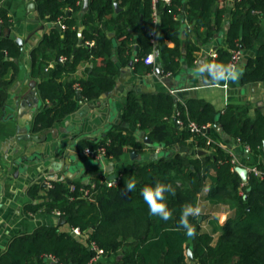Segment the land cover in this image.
Wrapping results in <instances>:
<instances>
[{
  "label": "trees",
  "instance_id": "trees-1",
  "mask_svg": "<svg viewBox=\"0 0 264 264\" xmlns=\"http://www.w3.org/2000/svg\"><path fill=\"white\" fill-rule=\"evenodd\" d=\"M228 1H160L156 19L152 0H119L120 4L127 5V9L103 21L100 27L97 22L112 11V0H89V9L82 18L85 28L79 37L74 12L81 8L82 0H36L40 17L55 23L52 31L30 53L32 76L40 79L39 93L53 102L51 108L41 111L33 121L35 131L48 128L71 114L77 107L79 91L80 97L96 100L114 87L115 80L110 75L118 68L108 59L114 45L107 30L117 31L119 52L129 48L130 57H133L134 31L141 23L136 40L140 48L136 54V70L143 73L154 71L152 66L145 64L144 57L158 45L162 72L176 75L181 56L180 16L186 14L195 22L196 29L214 22L210 25L211 34V30L221 28ZM59 20L65 25L63 34L56 25ZM0 21L10 24L7 10L2 7ZM263 22L264 0H232L226 44L210 61L206 75L219 78L229 72L233 53L249 50L255 45ZM154 30L157 32L155 40ZM87 40H95L94 45L87 44ZM170 42L175 45L171 46ZM49 50L56 62L53 67H45L40 61ZM20 55L18 43L9 36L0 38L1 86L11 84L12 78L7 79V73L11 68L17 72ZM61 56L66 59L61 61ZM90 58L96 61L93 75L89 79L71 78L79 63ZM99 58L104 62L99 64ZM65 77L66 82L59 81ZM243 81L247 84L264 81V44L255 57L247 60ZM4 98L5 95L0 93V110ZM175 103V97L169 92L144 96L131 92L127 96L123 119L139 124L143 130H150L151 139L161 141L167 147L185 144L192 148L196 145L199 150L205 149V154L197 156L175 151L169 156L127 165L121 171L119 183L114 186L97 179L94 187L71 182L75 186L71 189L68 180H54L52 186L44 188L50 198L45 212L61 211L62 217L68 220V227L41 225L33 232L15 236L6 251L0 254V264H89L95 255L91 248L93 242L103 255L117 253L124 244L130 243L131 250L122 255L119 264H190L186 253L190 236L180 225V218L185 205L197 207L205 186L209 187L205 197L211 203L227 204L232 213L220 228L216 241L212 232L198 227V214L188 217L195 230L193 250L198 264H264V176L250 172L248 183H244L226 149L216 143L208 144L202 133L193 134L190 129L176 134L179 129L188 128L191 120L200 125L219 124L232 139L256 151L264 145V114L251 119L229 106L218 117L216 107L202 99L193 98L185 104L178 103L177 107ZM210 136L214 137L213 133L210 132ZM99 144L106 145L107 156H118L125 150L141 151L143 146L130 130L124 128L110 130L99 143L83 142V147L96 148ZM129 182L135 184L132 191L126 187ZM158 183L175 189L174 194L164 193L165 203L172 213L167 221L150 215L142 195L145 186L155 187ZM85 187L90 188L89 196L83 195L82 188ZM40 188L31 187L29 191L34 195ZM28 207L32 211L38 209ZM73 228H79L81 235H72ZM49 256L55 257L57 263L47 261Z\"/></svg>",
  "mask_w": 264,
  "mask_h": 264
},
{
  "label": "crops",
  "instance_id": "crops-1",
  "mask_svg": "<svg viewBox=\"0 0 264 264\" xmlns=\"http://www.w3.org/2000/svg\"><path fill=\"white\" fill-rule=\"evenodd\" d=\"M31 1L36 3V0H0V7L7 10L10 20V24H3V27L11 28V34H7V36L16 43H18L16 38L23 40V47L19 45L21 55L18 58V70L15 73V69L11 68L7 73V79L12 78L11 84L9 86L0 85V93L5 95L3 105L9 104L5 110H3V106L0 110V254L6 251L10 241L15 236L33 232L38 226L48 225V219L55 216L54 213L45 212L46 202L50 198L47 196V191L44 190L48 186H44V182L65 179L84 185H92L97 179L100 181L110 179L109 177L112 175H116L113 179L119 177L122 169L127 165L169 156L175 151L183 154L203 155L198 153L199 148L196 145L191 148L185 144H176L175 147L170 148L158 140L145 141V137L151 138L149 136L150 130H143L139 124L123 119L129 93L134 92L138 96H144L169 92L175 97L177 103L185 104L190 99L198 98L211 102L220 113L232 106L240 110L243 117L256 119L260 113L264 114V81L254 82L253 85L243 81L247 60L255 57L260 46L264 44V22L255 45L249 50L242 51L241 59L236 67L231 68L229 72L224 73L219 78H211L205 73L212 60L211 53L218 51L226 44V32L232 9V0H229L221 28L216 31L211 30V34L209 32L210 25H213L214 22L209 25H201L196 29L195 22L191 21L186 14L180 16L179 49L181 56L178 58L180 64L179 72L176 75L164 74L163 72L159 75L155 72L157 57L159 56L158 45L152 51L156 56L155 63H145L152 66L154 71L143 73L136 70L135 65L138 60L136 54L140 49L136 40L141 23L134 31L135 40L131 50L133 57H130L129 48L119 52L120 40L117 37V31L107 30V34L113 40L114 45L113 52L108 59L116 63L118 68L116 73L110 75L115 80L114 87L104 92L96 100H86L79 97L76 109L62 122L64 131L60 132L58 140H55L51 134L44 142L20 139L22 135L20 129H24L26 125L33 123L41 111L53 106L51 100L44 99L39 93L40 79L32 76L30 53L39 45L44 36L52 31L53 25L51 24L55 22L40 17L37 3L36 8L29 11L28 5ZM112 3V11L105 13L102 21L97 22L100 27L103 26V21L114 18L118 16L121 10L127 9V5L120 4L119 0H112ZM83 5L84 0H82L81 8L74 12L78 20L79 37L82 36L85 28L82 21ZM143 11L144 8L141 6V12L143 13ZM32 17H39V20L37 22L31 21ZM58 23H61V27L58 29L63 34V23L61 20ZM61 36L63 38V35ZM91 41L93 44L89 43ZM86 43L94 45L95 40H87ZM170 45L174 46L175 43L170 42ZM40 61L45 67H53L56 63L53 52L50 50ZM130 61H133L132 65H130ZM95 62L92 58L80 62L71 78L89 79L94 73ZM97 62L101 64L104 59L99 58ZM32 81L35 82L34 89L30 86ZM59 81L66 82L67 78H61ZM15 99L19 100L20 104L15 103ZM219 126L221 127V125ZM120 128L130 130L137 140L142 142L141 151L125 150L118 156L108 155L104 158H91L83 153V142L99 143L105 139L110 130ZM187 129L189 128L185 126L175 133L179 134L183 132L182 130L188 132ZM211 129L210 132L213 133L216 143L224 149H230L234 152L239 157L242 166L247 168L256 166L264 171V145L261 149L253 151L248 145L225 135L222 127V130H219L213 125ZM192 139L190 138V141ZM54 141H61V143L57 142V145L49 150L48 145ZM180 145L187 146L189 151H181ZM47 150L58 161L62 159L70 161L71 176L63 171L49 170V166L44 165L47 160V153H45ZM132 151L137 153L134 157L131 156ZM204 151L206 150L204 149ZM24 157H28V159L25 160ZM35 186L42 188L32 195L29 190ZM208 191L209 187L205 186L196 207L199 210L198 227L201 230L212 232L216 241L220 236V228L226 223L232 210L227 204L211 203L205 197ZM28 205L36 206L38 209L32 211ZM67 227L68 223L62 225L61 229ZM189 243V247L186 244V253L189 249L194 252L193 236H190ZM131 248L132 245L126 243L117 253L102 254L97 259H92L90 263L119 264L122 255L130 251ZM46 259L47 261L51 260L50 256ZM189 262L190 264H198L191 259Z\"/></svg>",
  "mask_w": 264,
  "mask_h": 264
},
{
  "label": "water",
  "instance_id": "water-1",
  "mask_svg": "<svg viewBox=\"0 0 264 264\" xmlns=\"http://www.w3.org/2000/svg\"><path fill=\"white\" fill-rule=\"evenodd\" d=\"M28 6H29V11H33L36 8V3L34 1H31ZM88 9H89V0H84L82 13H85L86 11H88ZM38 18L39 17H32L30 20L37 22L39 20ZM51 25H54V24H51ZM56 25L59 28L61 27L60 23H57ZM7 34L8 35L11 34V28L10 27H3V23L0 21V36H7ZM16 41L19 43V45H21L23 47V40L21 38H16ZM132 64H133V61H130V65H132ZM155 72L159 75L162 74V64H161L160 59L158 57H157V67L155 68ZM248 84L253 85L254 83H248ZM30 86L34 89L35 88V82L34 81L30 82ZM80 96H81V93L79 91V97ZM17 102L19 103V100L15 99V103H17ZM177 105H178V103L176 102L175 106L177 107ZM7 106H9V104L3 105V110H5ZM220 114L221 113L219 112L218 117L220 116ZM175 119H176V117H175ZM63 120H65V118L57 121L52 126H50L48 128H44L43 130L38 131V132L35 131V123L34 122L31 124H28L25 126L24 129H20V133L22 134L20 139L23 138V139H27V140H34L36 142H44L47 140L48 135L51 134V136L55 140H58L60 132L64 131L63 126H62ZM215 127L219 128V130H222L221 127L219 126V124L215 125ZM211 130H212L211 128L208 129L209 132ZM224 134L227 135L226 133H224ZM144 139L147 142H153L152 139L149 137H145ZM57 142L58 141H54V142L50 143L48 145V149L50 150V148H53L55 145H57ZM58 143H61V141H59ZM179 149L181 151H189L187 146H184V145H180ZM49 150H47L45 152V153H47L46 154L47 160L44 163V165L49 166V170L63 171V172H66L68 176H71V174H70V172H71L70 161L68 159H66V160L62 159L59 161L56 160V157L54 155H52ZM198 153L204 154V153H206V151L201 149L198 151ZM136 154L137 153L134 151L131 152L132 157H134ZM24 159L27 160L28 157H24ZM235 169L240 173L243 182L248 183V181H249V170H248V168L245 166H242V165H238L235 167ZM115 176L116 175H112L109 178L113 179ZM69 182H71V180H69ZM43 185L45 186L47 184L44 182ZM67 223H68V220L64 217H61V216L55 215V216H52L50 219H48V225L62 226V225H65ZM72 235H74V236L77 235V232L74 231L73 229H72ZM187 246L188 247L190 246L189 242L187 243ZM187 254H188L189 259H191L192 261H195V263H198L196 258H195L194 252L191 249H189L187 251Z\"/></svg>",
  "mask_w": 264,
  "mask_h": 264
},
{
  "label": "built area",
  "instance_id": "built-area-1",
  "mask_svg": "<svg viewBox=\"0 0 264 264\" xmlns=\"http://www.w3.org/2000/svg\"><path fill=\"white\" fill-rule=\"evenodd\" d=\"M152 1H153V7H154V16H155L156 19H158V12H157V4H158V2L163 1V2L168 3L171 0H152ZM0 5H1V3H0ZM62 26L65 28L64 24ZM156 34H157V32L154 30L152 32L153 40L156 39ZM89 43L93 44V41H91ZM241 54H242L241 50H237V51H235L233 53L232 59L230 61L231 68L236 67L238 65V63H239V61L241 59ZM216 56H217V51H213L211 53L212 59L215 58ZM65 59H66L65 56H61L60 57L61 61H64ZM155 61H156V56H155L154 52L149 53L147 56L144 57V62L147 63V64H154ZM76 86L79 88L78 84ZM177 122L178 123H182L181 120H179V121L177 120ZM212 126L213 125H211V124L200 125L197 122L192 121V120L188 124V128L190 129V131L193 134H199V133L201 134L202 133L206 137V140H207L208 144H213V143L215 144L216 143L215 139L212 136H210V132L208 131V129L212 128ZM227 151L232 155V163H233L234 167H236L238 165H242L241 162H240L239 157L234 152H232L230 149L227 150ZM83 153L85 155L91 157V158H104L105 156H107L106 145L105 144H99L96 148L86 147L84 149ZM248 170H249V173L252 172L256 176H259V177H263L264 176V171L259 169L256 166H249ZM119 179H120V176L115 178V179L102 180L101 182H105V183H107L110 186H114V185H117L119 183ZM61 181H66V180L62 179ZM46 184L48 186H52V182H50V181H48ZM69 185H70L71 189L75 188L74 184H72L71 182L69 183ZM94 186H95V183H93L91 185V187H94ZM82 191H83V195L84 196H89L90 195V188H88V187L82 188ZM53 213L55 215H57V216H61V217L63 216V213L61 211H59V210H56ZM73 230L76 231L77 234H80L79 228H73ZM91 248L95 251V255L92 258L93 260L97 259L98 257H100L102 255V250L98 247V245L95 242H93L91 244ZM50 259L53 260L54 263H57V259L55 257L50 256Z\"/></svg>",
  "mask_w": 264,
  "mask_h": 264
},
{
  "label": "clouds",
  "instance_id": "clouds-1",
  "mask_svg": "<svg viewBox=\"0 0 264 264\" xmlns=\"http://www.w3.org/2000/svg\"><path fill=\"white\" fill-rule=\"evenodd\" d=\"M126 187L129 191H132L135 189V184L129 182ZM166 191L172 194L175 193V189L171 185H162L159 183L156 184L155 187L145 186L142 190V195L148 205L150 215L159 216L164 221H167L172 217V213L165 203L166 197L164 193ZM198 213L199 210L190 204L185 205L182 209L180 225L187 230V235L189 236H193L195 230L190 224L188 217L191 215H197Z\"/></svg>",
  "mask_w": 264,
  "mask_h": 264
}]
</instances>
